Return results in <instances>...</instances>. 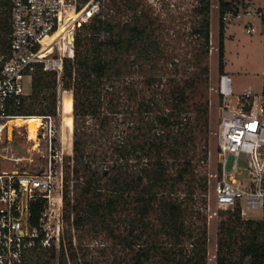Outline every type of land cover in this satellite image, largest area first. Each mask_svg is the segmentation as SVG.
<instances>
[{
	"label": "trees",
	"instance_id": "obj_1",
	"mask_svg": "<svg viewBox=\"0 0 264 264\" xmlns=\"http://www.w3.org/2000/svg\"><path fill=\"white\" fill-rule=\"evenodd\" d=\"M76 2L77 10L91 2L96 8L72 38L74 20L64 33L62 114L72 115L73 128L70 137L68 121L63 127L62 190L69 197L72 190L71 214L64 243L51 238L43 247L40 231L20 262L69 264L65 245L71 264H207L208 183L199 170L206 156H198L196 138L209 125L210 0H196L191 26L180 35L165 30L146 0ZM251 3L218 2L221 75L223 18ZM8 12L9 0H0L1 48ZM57 79L56 70L37 65L19 113L56 116ZM45 205L32 203L31 226L39 228ZM222 213L216 264H264V217Z\"/></svg>",
	"mask_w": 264,
	"mask_h": 264
},
{
	"label": "built area",
	"instance_id": "obj_2",
	"mask_svg": "<svg viewBox=\"0 0 264 264\" xmlns=\"http://www.w3.org/2000/svg\"><path fill=\"white\" fill-rule=\"evenodd\" d=\"M55 3L56 0H9L10 31L6 46H0V264L6 258L20 264L22 254L35 245L40 231L44 233L40 240L43 247L49 246L51 238L55 239L46 236L42 225L50 198V172L38 175L15 169L20 158L13 145L15 131L25 127H19L16 119L25 117L19 111L23 100L31 94L34 68L42 65L44 71L56 70L57 62H47L50 54H46L45 46L60 27ZM253 7H240L236 14L228 13L223 20L241 19L249 14L264 22V8ZM253 32V27L246 26L247 34ZM216 92L223 101L230 100L232 79L227 73L219 76ZM51 117L44 119L50 122ZM217 155L218 168L212 175L217 208L238 209L242 217L263 211L264 107L251 101L249 92L237 98L235 109L224 111L217 131ZM239 161L247 166L241 168ZM39 199L46 200L39 217L40 229L29 223L30 207Z\"/></svg>",
	"mask_w": 264,
	"mask_h": 264
},
{
	"label": "rangeland",
	"instance_id": "obj_3",
	"mask_svg": "<svg viewBox=\"0 0 264 264\" xmlns=\"http://www.w3.org/2000/svg\"><path fill=\"white\" fill-rule=\"evenodd\" d=\"M150 3L154 14H156L160 21L165 26V30L176 33L178 35L187 33L191 26L192 15L191 8L195 5L196 0H146ZM219 0H210V52H209V125L205 132L197 134V151L198 156H206V161L200 164L199 170L206 175L208 183V192L206 195V206L202 209L205 215V222L207 228V264H216V250L217 239L219 232V225L224 221L225 216L217 208L213 194L214 175L218 168L217 155V131L220 119L224 111L236 108L237 98L242 93L249 92L251 101L254 100L256 104H261L264 107V22L256 16L245 14L241 19H232L224 22L225 37H224V72L232 79V96L229 101H223L216 92L217 81L221 75L218 71V31H219V14H218ZM67 11L64 12L65 20L68 24L74 23L70 27V37H73L74 29L81 22L88 18L86 15L92 11L96 6L95 2H91L88 6L85 5L77 10L76 0H65ZM253 3L251 6L253 7ZM264 8V0L261 4L256 5ZM255 6V7H256ZM56 14L62 11V5L59 0L55 3ZM254 8V7H253ZM257 8V7H256ZM255 8V9H256ZM56 21V18H55ZM56 29L58 27L57 22ZM62 21L59 22V26ZM254 28L252 34L246 33V26ZM66 37L62 34L53 43L52 53L48 56V61L54 65L63 60L65 51L63 50L66 44ZM179 40H175L173 44L181 47ZM72 44V40H71ZM72 46V45H71ZM72 49V47H71ZM179 53V52H178ZM72 60V58H71ZM58 76V109L57 115L51 117V121L39 117L34 110L33 115L25 117L34 118L38 120L42 128L37 130L38 137L36 141H29L25 127L19 128L14 133V152L20 158L15 165V169L27 173L38 175H49L51 181L50 198L47 199V206L45 219L43 221L44 231L48 238L54 237L56 239V246L58 245V237L62 238L64 243V229L66 214H71L70 205L72 197V181L70 182V197L62 190V176L64 171L65 157L63 155V127L65 124H70L69 132L72 136L73 118H65L62 114V84L60 80L61 74L55 66ZM60 74V76H59ZM227 105L228 108L224 106ZM26 123V122H25ZM39 126V128L41 127ZM38 128V129H39ZM238 165L241 168L247 166L243 161H239ZM64 195L66 200H64ZM197 206H201L198 202ZM202 208V207H201ZM264 212H255L247 214L242 217V220H262ZM72 219V218H71ZM68 263L70 259L67 255L66 247L64 245ZM10 259V260H9ZM4 264H19L18 261L12 258H6ZM21 264V262H20ZM30 264V263H27Z\"/></svg>",
	"mask_w": 264,
	"mask_h": 264
},
{
	"label": "bare ground",
	"instance_id": "obj_4",
	"mask_svg": "<svg viewBox=\"0 0 264 264\" xmlns=\"http://www.w3.org/2000/svg\"><path fill=\"white\" fill-rule=\"evenodd\" d=\"M59 2L62 5V11L59 13V20L62 21V24L60 25L59 29L53 34V36L49 37L47 39V42L45 43L46 54L52 53V49H53L52 46H53L54 41L58 37H60L62 34L64 35V33H65V31L69 25L65 20V14H64V12L67 11V9H66L67 6L65 4V0H59ZM90 14H91V12L88 11L86 16L88 17ZM56 67L58 68V70L60 71V74H61L62 73V60H60V62L56 64ZM60 74H59V76H60ZM25 117L17 118L16 124L19 127L25 126L28 140L35 142L36 138H37V130H38L39 126L41 125V123L34 118H30V119L27 118V120L24 121Z\"/></svg>",
	"mask_w": 264,
	"mask_h": 264
},
{
	"label": "crops",
	"instance_id": "obj_5",
	"mask_svg": "<svg viewBox=\"0 0 264 264\" xmlns=\"http://www.w3.org/2000/svg\"><path fill=\"white\" fill-rule=\"evenodd\" d=\"M261 1H262V0H252V3L255 4V5H253V6L255 7L256 5L261 4ZM256 7H259V6H256ZM225 73H226V71H225Z\"/></svg>",
	"mask_w": 264,
	"mask_h": 264
}]
</instances>
